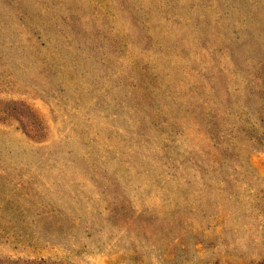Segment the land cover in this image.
I'll list each match as a JSON object with an SVG mask.
<instances>
[{
  "label": "rangeland",
  "instance_id": "obj_1",
  "mask_svg": "<svg viewBox=\"0 0 264 264\" xmlns=\"http://www.w3.org/2000/svg\"><path fill=\"white\" fill-rule=\"evenodd\" d=\"M0 264H264V0H0Z\"/></svg>",
  "mask_w": 264,
  "mask_h": 264
},
{
  "label": "trees",
  "instance_id": "obj_2",
  "mask_svg": "<svg viewBox=\"0 0 264 264\" xmlns=\"http://www.w3.org/2000/svg\"><path fill=\"white\" fill-rule=\"evenodd\" d=\"M44 263H45V261H44Z\"/></svg>",
  "mask_w": 264,
  "mask_h": 264
}]
</instances>
